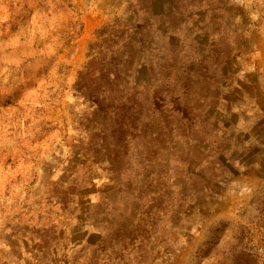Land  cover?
I'll return each mask as SVG.
<instances>
[{"label":"rangeland","instance_id":"374dc122","mask_svg":"<svg viewBox=\"0 0 264 264\" xmlns=\"http://www.w3.org/2000/svg\"><path fill=\"white\" fill-rule=\"evenodd\" d=\"M0 264H264V0H0Z\"/></svg>","mask_w":264,"mask_h":264},{"label":"trees","instance_id":"16d2710c","mask_svg":"<svg viewBox=\"0 0 264 264\" xmlns=\"http://www.w3.org/2000/svg\"><path fill=\"white\" fill-rule=\"evenodd\" d=\"M142 8L137 9V6H133L128 13H135V15L139 14V11H141ZM118 21L115 23L118 27V30L115 33H112L113 37L110 39L113 44L105 51L104 57L97 54L95 55L92 53V59L88 62L84 70L80 74L79 82H87L90 84L93 80L90 79L92 74L90 73V68L93 66L94 62L99 57L103 61H107L106 64H102V68L100 70V77L98 78L99 81L109 83L110 84V92L109 90L103 88L99 85H97L98 90H94L91 88H88L89 98L95 97V102L100 106L102 102L106 98H108L113 92L115 91L114 85H116L118 88H126L128 86L129 80H130V67H128V63H134V56L135 54L131 52L130 47L132 45L140 44L142 45L143 37H141V22L137 19L133 20H122L121 18L118 19ZM130 49V50H127ZM118 52L120 55L116 56L115 54ZM115 63V66H111ZM124 84L123 86H121ZM93 93V94H91ZM121 94L120 98H124V90L122 92H119ZM117 93V94H119Z\"/></svg>","mask_w":264,"mask_h":264}]
</instances>
